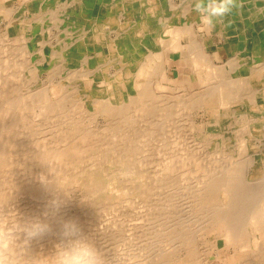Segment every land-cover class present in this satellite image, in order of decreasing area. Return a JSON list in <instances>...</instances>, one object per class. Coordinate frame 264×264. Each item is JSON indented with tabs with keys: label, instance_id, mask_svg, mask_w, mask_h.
Segmentation results:
<instances>
[{
	"label": "rangeland",
	"instance_id": "obj_1",
	"mask_svg": "<svg viewBox=\"0 0 264 264\" xmlns=\"http://www.w3.org/2000/svg\"><path fill=\"white\" fill-rule=\"evenodd\" d=\"M8 1L11 2V0ZM13 1L14 3L12 2L9 5L5 0H0V9H6L0 10V106L4 107L5 110L11 107V110H8L16 116L14 117L18 122L16 125L11 126L12 133L2 138L3 144L7 148L0 150L10 153L12 162L14 163L15 161L16 163L8 167V171L4 173V182H6L4 183L5 188L3 189L5 190L3 191L6 192V196L3 193L0 194V205H9L15 209L17 208L16 210L21 214L22 218L40 215L48 210L50 213L48 219L52 228L50 233L43 236L44 238L31 241L29 246L31 249L29 247L27 249L28 255L36 257L40 255L48 256L54 253L55 245L60 242V221L69 218L75 219L78 216L75 220L80 222L78 224L82 228L83 233L103 253L107 264H161V262L163 264H264V237H262L263 239L258 237L251 238L253 241L252 247H258L256 249L262 256L256 258V253H246L245 251L235 258L233 247L227 246L223 243V240L217 241L214 230L207 231L206 228L209 225V221L213 220L212 215H210L209 210L206 211V205L200 202L201 200L195 192V187L202 177H208L210 174H215L214 176L222 175L227 169L242 171L243 182L247 185L242 189V192L247 188L248 190L252 189V192H255L253 191L255 189L259 192H255L251 196V192L246 190L248 193L246 197L249 196L247 198L253 199V202L247 199L249 202L246 200L243 203L245 207L241 206L244 207L241 208L243 212L244 209L247 211L241 213V216L245 217L243 223L245 222L247 227L249 226L248 235L255 236L259 232H264L263 223L252 226L248 220V216L253 215V213L264 214V129L254 131L253 135L246 129L251 126L250 120L246 116L264 115V113L259 110H247L238 106L240 103L238 97L242 93L241 96L244 97L245 93L248 94L251 93L250 91L255 90L261 91L264 88V79L260 78L258 83L253 80L257 77L256 75L259 76V73H261L257 71L260 68L258 66L263 68L260 70L264 74V49L256 52L254 45L251 42L248 43V39L253 41L254 36L259 34V21L255 20L254 22L252 20L250 22L249 28H251L252 34L251 38L245 36L244 39H247L246 43L243 41L242 44L235 45V47L233 46L234 44L231 45L235 49L233 48L228 56L225 55L227 59L215 60L217 64H224L230 60L231 64H234V67L227 70V73L233 72V76H230L226 81L227 83L225 82L219 88L225 89V91L231 89L232 91L229 95H219L220 90L214 88L208 97L203 98L204 95H201L200 91L204 90L201 89L215 81V77H213L214 75L210 70L208 73L205 71L206 73L199 77L192 76V81L188 77L180 78L172 75V78L169 79L164 76L159 79V84H157L155 101L143 98L144 100L135 102V104L129 103V107H126L129 109L127 111L118 107L115 108L116 113L114 114L91 116L87 112V95L83 93H91V90L96 87L89 88L85 86L81 93L78 86L81 82L80 74L84 71H89V73L97 74L96 76L98 77L96 79L98 80L114 76V74L119 72L118 67L115 66L114 62H111V64L110 62L104 63L106 60L103 59L109 55L112 57L120 55L118 50L111 48L109 53L101 51L104 56L101 59L99 58L98 51L94 45V21L90 19L88 22H83V14L81 12L78 13L75 9L68 12L67 3L72 0ZM75 1L80 2V0ZM135 1L125 0L126 3ZM255 1L257 4V0ZM22 2L29 5L44 3V12L38 17L36 14H26L28 17L25 24H23L21 18L24 17L23 15L26 12H20L19 10L24 6ZM85 3L90 8H93L96 3L102 5L107 3L110 6L112 2L109 0L106 3L105 0H82L80 4L84 7L83 4ZM156 5V9H162L160 4ZM9 8L13 9V11L9 10ZM130 10L133 11L134 8ZM63 11H65L64 14H61ZM66 15L69 18H66ZM122 15L125 17L130 16L124 12H122ZM45 16H47L46 19ZM109 16L110 13L108 14ZM63 17H65V20ZM35 19L38 25L35 24ZM98 22L105 25L109 24V20L106 18L100 19ZM124 22L126 21L123 20ZM86 24L88 26L85 28L88 30L83 28ZM35 26L37 27L36 32L41 34L40 50L33 49V46L29 45L33 32L35 33L33 30ZM228 26H233V23L229 21ZM84 31L86 32L84 33ZM227 32H233V30H227ZM45 33L44 38L42 34ZM111 33L108 34L107 32V35H105L108 40L110 38L114 40L115 34L113 33L110 37ZM76 34L80 35V37ZM84 35L85 37H83ZM210 35L211 32L209 31L207 36ZM76 36L80 40L83 39V41L81 43H72L73 38ZM137 37L130 36L129 38L135 42V40L142 39L143 36L140 34ZM165 38L163 36V39ZM114 45L121 47L123 42L118 41ZM132 45L133 48L137 47L138 49L140 47L136 43H132ZM43 49H47L44 54L41 52ZM60 52L66 53L57 57ZM248 56L255 58V60L246 65L249 60ZM99 63L101 64L99 65ZM124 63L128 64L129 67L132 66L131 59H125ZM177 64L178 61L170 63L168 66L169 68L174 67V65L176 67ZM239 66L243 69H237ZM95 67L96 70L93 71ZM242 70L248 72L245 74V78L241 73ZM171 72L173 74V71ZM248 78L254 81L253 84H250L252 86L247 85L248 82H251ZM184 85H187V90L183 89ZM74 90L77 92L73 93ZM235 90L238 91V95L234 94V92L236 93ZM182 93H185V95ZM175 94L177 95L175 96ZM159 95L161 96L159 97ZM163 95H166V98L174 97L172 101L171 99L169 101ZM221 95H224L223 98L225 97L223 102L221 101ZM39 96L40 99L38 100ZM190 97L194 102H191ZM199 97L201 99L198 101ZM234 97H237V101ZM150 100L152 102H149ZM209 101H212L211 103L213 104L210 105ZM147 102L151 104L148 103L147 105ZM159 102H163L164 105ZM82 103L87 104V107L85 105L75 106ZM222 103H225L226 106H223ZM49 104L60 109L58 111L53 110L52 108L54 107L51 106L50 108ZM130 106L132 109H130ZM143 106L145 108L149 106V109H145ZM161 106L162 108L163 106H165L164 108L167 107L169 111L168 109L160 110ZM64 107H67V109H63ZM171 107L173 108L171 109ZM143 108L145 110L142 113L141 110ZM152 109L154 111L150 113ZM146 110L148 113L145 112ZM242 110L244 111L242 112ZM161 111L164 112L162 113ZM7 121L9 123L10 119H7ZM22 121L24 123L21 124ZM34 121L36 123L33 124L34 127H31L30 124ZM81 134L84 137L87 136V141L91 142L86 145L87 141L84 143L85 140L82 139L83 136ZM75 136H77L76 139H73ZM241 139H244L245 144L248 141L247 144L252 147L250 151L237 155V149L239 148L237 145ZM75 140L78 144H76ZM76 145L79 147H76ZM9 146H12V148H9ZM99 146L101 147L100 149L98 148ZM77 148L82 149L79 154L76 153ZM121 148L123 149L121 150ZM66 149L69 152H75V154L63 156V150ZM67 150L66 152H68ZM52 153H56L55 158ZM28 155L35 156L37 164H40L30 167L33 157L29 158L30 156ZM80 155L84 160L81 159ZM24 156H26V159ZM68 161L73 162L70 163ZM22 162L25 165H21L20 163ZM69 163L71 167L73 166L72 169ZM26 167L29 173L26 171ZM36 167L37 170L33 172ZM56 168H59V170H56ZM46 170L53 173L47 174L49 172ZM43 171L46 173L45 175ZM41 176L45 177V179L50 176L47 179L48 183L53 182L52 184L49 183L51 187L48 191L43 188L36 189L35 187V185L37 187L45 186V183L40 184V179L38 180ZM91 179L94 180L92 181ZM167 182L169 185H167ZM164 185L166 186L163 187ZM57 198L62 201V204L59 211L53 215L50 202ZM254 203H257V205H253ZM246 205L252 208L255 207L258 211L254 212L252 209V213L248 210L251 207ZM99 222L109 224L110 230L103 231V233L100 232L98 230ZM242 225L244 226V224ZM183 228L187 229L188 232ZM181 230L186 231L188 241L193 243L192 247L195 246L193 257L186 247L184 248L177 244L178 240L174 238L176 235H170L168 232L177 231L175 233L178 234V231ZM190 231L193 233H190ZM125 234H128L129 237ZM167 234L175 240L168 237ZM188 234L193 236H188ZM195 254L198 256L196 257ZM248 255H251V257Z\"/></svg>",
	"mask_w": 264,
	"mask_h": 264
},
{
	"label": "bare ground",
	"instance_id": "obj_2",
	"mask_svg": "<svg viewBox=\"0 0 264 264\" xmlns=\"http://www.w3.org/2000/svg\"><path fill=\"white\" fill-rule=\"evenodd\" d=\"M44 1H46V0H44ZM50 1V0H49ZM107 0H105V2H106ZM110 1V0H109ZM119 1V0H118ZM122 1V0H121ZM128 1V0H127ZM56 2V1H55ZM69 2V1H68ZM96 2V1H95ZM153 2V1H152ZM67 3V2H66ZM165 3V2H164ZM68 4V8H75V7H78V1H75V0H72V1H70V3H67ZM121 4V3H120ZM188 4V3H187ZM186 4V5H187ZM52 5V4H51ZM50 5V6H51ZM106 5H107V3H106ZM170 5V4H169ZM173 5V4H172ZM16 6V5H15ZM113 6V5H112ZM95 8V7H94ZM113 8H115L114 6H113ZM151 8V7H150ZM248 8V7H247ZM108 9H109V7H108ZM163 9V8H162ZM190 9H191V7L189 6L188 7V9H186V11L184 12L185 13V15H189L190 14ZM84 10V9H83ZM161 10V9H160ZM91 11V10H90ZM111 11V10H110ZM129 11H130V9H129ZM159 11V10H158ZM162 11V10H161ZM251 11V10H250ZM262 11V10H261ZM264 11V10H263ZM70 12V11H69ZM109 12V11H108ZM146 12V11H145ZM195 12V11H194ZM85 13V12H84ZM124 13H126V14H128V15H130L131 13H127L126 11L124 12ZM151 13V12H150ZM176 13V12H175ZM183 13V12H182ZM88 14V13H87ZM180 14V13H179ZM7 15H9V14H7ZM98 15V14H97ZM165 15H166V13H165ZM85 16V15H84ZM131 16V15H130ZM129 16V17H130ZM196 16V15H195ZM264 16V15H263ZM57 17H58V15H57ZM89 17V16H88ZM170 17V16H169ZM234 17V16H233ZM126 18H128V16L126 17ZM163 18V17H162ZM168 18V17H167ZM187 18V17H186ZM129 19V18H128ZM148 19L151 21V22H153L152 24H155V26L154 25H152V27H151V25L149 26L148 25ZM264 19V18H263ZM135 20H137V22H138V25H139V27L142 29L141 31L143 32V33H145V35H146V38H145V45L144 46H140L138 49H137V47L136 48H133V45H132V43H131V40L126 36L127 34L126 33H123L122 32V35L120 36V38L121 37H123V45L121 46V47H119V46H115L114 45V40H111V38H110V40H108L107 39V37L105 36V35H107V31H108V29L109 28H102V26H100V27H97V29H96V31H95V35H96V42H95V47H96V49H97V54H98V56H99V58L101 59L104 55L102 54V52L101 51H105V52H107V53H109V51H110V49L111 48H115L116 50H118V52H119V54L120 55H116L115 57H112V56H110L109 54V56L107 57V58H105L104 57V59L103 60H106L104 63H107V62H110V64H111V62H114L115 63V66L116 67H118V70H119V72H117L116 74H114V76H112V77H110V78H103V80H101V79H96V77H98V76H96L97 74H93V73H89V71H84L82 74H80L81 75V77H80V80H81V82H80V84L78 85L79 86V88H80V92L82 93L83 92V88L85 87V86H88L89 88H93V87H96L95 89H92L91 91V93H83V94H85V95H87V104H88V107L86 106L87 104H77V105H75V106H83V105H85L86 107H87V112H88V115H91V116H93V115H103V114H111V113H116V110H115V108H118V107H121V110L122 109H125V111H127V110H129L128 108H126V107H129V103H134L135 104V102H138V101H141V100H144L143 98H146V99H151V100H153V101H155V98H156V94H155V92H157V84H159V79L161 78V77H164V76H166V60H167V58L169 57V54H171V53H175V54H178V55H180V56H183V55H186L187 53L186 52H188V53H190L191 51L193 52V54L195 55V53L196 52H194V50H199L202 46H201V44H200V41H199V35L196 33V32H194L193 33V31H192V33H191V44H189L187 47H185V46H183L182 44H181V35L180 34H182V32L184 31V32H190V30L189 29H187L188 27H185L184 26V24H183V27H185V28H182V32L179 30V31H174L173 33H172V38H171V40H169V42L171 43V44H169V46H170V48H164V47H162V46H160L161 44L159 43V39H158V36H156V37H153V35L151 36V34H152V30L154 29V27H156V29H158V26L160 25V23H161V21H162V19H161V17L159 16H156V14H146V13H144L142 16H140L139 18L137 17V19H135ZM164 20H167V19H164ZM170 20V19H169ZM194 20V19H193ZM59 21H61V20H59ZM227 21V20H226ZM84 22V21H83ZM86 22V21H85ZM196 22V21H195ZM92 23V22H91ZM94 23V22H93ZM173 24V23H172ZM90 25V24H89ZM130 25V24H129ZM170 25V24H169ZM174 25V24H173ZM190 25V24H189ZM193 26H194V23L192 24ZM260 26H261V24H259ZM23 26V25H22ZM76 26V25H75ZM79 26V25H78ZM77 26V27H78ZM86 26H88V24H86ZM178 26V25H177ZM168 27V26H167ZM196 27V26H195ZM19 28V27H18ZM93 28H94V26H93ZM100 28H102V29H100ZM173 28V27H172ZM193 28V27H192ZM134 28H132L131 29V26L130 27H128V25H127V28L126 29H123V31H127V33H132V34H134L135 35V33H136V31L135 30H133ZM181 29V28H180ZM33 30L35 31V33L33 32V35H32V39H31V41H30V43H29V45L31 46H33V49H39V46H40V44H41V41H40V39H41V34L40 33H38V32H36V30H37V27L35 26V27H33ZM43 30V29H42ZM91 30V29H90ZM93 30V29H92ZM83 31V30H82ZM137 31H138V29H137ZM154 31V30H153ZM156 31V30H155ZM230 31V30H229ZM25 32V31H24ZM83 33V32H82ZM85 33V32H84ZM196 33V34H195ZM45 35H46V33L45 34H42V36L45 38ZM77 35V34H76ZM239 35V34H238ZM79 36V35H78ZM167 36V35H166ZM212 36V35H211ZM240 36V35H239ZM83 37H85V35L83 36ZM242 37V36H241ZM137 38H139V37H137ZM209 38V37H208ZM131 39H133V38H131ZM170 39V38H169ZM241 39V38H240ZM133 40H135V39H133ZM201 40V39H200ZM83 41V39L82 40H80L79 38H77V36L76 37H74L73 38V40H72V43H76V42H79V43H81ZM119 41H120V39H119ZM165 41V40H164ZM167 41V40H166ZM225 41V40H224ZM229 41V40H228ZM215 42V41H214ZM138 43V42H137ZM71 44V43H70ZM252 45H254V47H255V50H256V52H258V51H260L261 49H264V30H262V32H259V34L257 35V36H254V39H253V41H252V43H251ZM203 45V44H202ZM90 46V45H89ZM139 46V45H138ZM228 47V46H227ZM70 48V47H69ZM204 48V47H203ZM40 50V49H39ZM47 49H43L41 52L44 54L45 53V51H46ZM82 50V49H81ZM203 49H200V51H199V56H200V58L203 60V62L207 65V67H208V69L211 71V73L214 75L213 77H215V81L214 82H212L211 83V85H205L206 87H203V89H201V90H204V91H200V94L202 95H204L203 96V98H205V97H208L209 95H210V93L212 92V90L214 89V88H218V90H220V92H219V95L220 94H230V92L232 91L231 89H229L228 91H225V89H219L220 88V86L221 85H223V84H225V82L227 81V79L228 78H230V76L232 77L233 76V72L232 73H227V70L229 69V68H232V67H234V64L232 63L231 64V60L229 61V62H227V63H224V64H217V63H215V62H213V57H211L210 55H208V53L206 54L205 52H203L202 51ZM206 50V49H205ZM228 50V49H227ZM240 50V49H239ZM208 51V50H207ZM37 52V51H36ZM81 52V51H80ZM57 53V52H56ZM66 53V52H65ZM65 53H63V52H60L59 53V55L57 56V57H59V56H61V55H63V54H65ZM78 53V52H77ZM55 54V53H54ZM82 54V53H81ZM113 54V53H112ZM79 55V54H78ZM106 55V54H105ZM254 55V54H253ZM80 56V55H79ZM83 56H85V55H83ZM196 56V55H195ZM249 57V60H248V63L246 64V65H249V63L250 62H252L253 60H255V58H253V57H251V56H248ZM62 58V57H61ZM69 59V58H68ZM125 59H127V60H132V66H128V64H125L124 63V61H125ZM231 59V58H230ZM43 60V59H42ZM234 60V59H233ZM50 61V60H49ZM62 61V60H61ZM86 61V60H85ZM63 62V61H62ZM87 62V61H86ZM85 62V63H86ZM43 63V62H42ZM66 63V62H65ZM261 63V62H260ZM26 64V63H25ZM41 64V63H40ZM74 64V63H73ZM101 63H99V65H100ZM202 64V63H201ZM85 65V64H84ZM103 66H105L104 64H102ZM72 66V65H71ZM70 66V67H71ZM241 66H243V65H241ZM241 66H239L237 69H241L242 67ZM69 67V66H68ZM67 67V68H68ZM73 67V66H72ZM88 67V66H87ZM198 67V66H197ZM258 67H260L259 69H257V71H259V72H261V73H259V76L258 75H256L257 77V79L256 78H254L253 80H255V82H257L258 83V80L260 79V78H262V79H264V74L262 73V71L260 70V69H263V68H261V66H258ZM103 68H105V67H103ZM248 68V67H247ZM252 68V67H251ZM33 69V68H32ZM98 69V68H97ZM243 69V68H242ZM86 70V69H85ZM88 70V69H87ZM96 70V67H95V69H93V71H95ZM253 70V69H252ZM81 71H83V70H81ZM92 71V72H93ZM241 71V70H240ZM256 71V70H255ZM88 72V73H87ZM168 72V71H167ZM97 73H99V72H97ZM170 73V72H169ZM237 73V72H236ZM244 76V78L246 77L245 76V74L246 73H248V72H244V70H242V72H241ZM172 74V73H171ZM262 74V75H261ZM30 75V74H29ZM28 75V76H29ZM34 75H35V73H34ZM37 76V75H36ZM79 76V75H78ZM209 76H210V73H209ZM30 77V76H29ZM33 77V76H32ZM102 77V76H101ZM234 78V77H233ZM249 79V78H248ZM6 80V79H5ZM213 80V79H212ZM211 80V81H212ZM250 80V79H249ZM251 81V82H248L247 83V85H249V86H252V85H250L251 83L253 84V82L254 81ZM200 81V80H199ZM7 82V81H6ZM204 82V81H203ZM247 82V81H246ZM5 83V82H4ZM191 83V82H190ZM227 83V82H226ZM7 85V84H6ZM183 85V84H182ZM242 85V84H241ZM244 85V84H243ZM187 86V85H186ZM185 85H184V88L183 89H186L187 87H186ZM191 86V85H190ZM238 86H240V85H238ZM237 86V87H238ZM225 87V86H224ZM235 87V86H234ZM61 88H63V87H61ZM76 88V87H75ZM88 88V89H89ZM201 88V87H200ZM244 88V87H243ZM260 88V87H259ZM7 89V88H6ZM10 89V88H9ZM68 89V88H67ZM165 89V88H164ZM193 89V88H192ZM237 89V88H236ZM246 89V88H245ZM244 89V90H245ZM20 90V89H19ZM60 90V89H59ZM62 90V89H61ZM70 90V89H69ZM68 90V91H69ZM187 90V89H186ZM239 90V89H238ZM254 90V89H253ZM64 91V90H63ZM65 91H67V90H65ZM71 91V90H70ZM77 91H78V89H77ZM76 90H74V92L73 93H75V92H77ZM184 91V90H183ZM193 91H195V90H193ZM193 91H192V93H193ZM198 91V90H197ZM217 91V90H216ZM234 91V90H233ZM236 91V90H235ZM241 91V90H240ZM245 91H247V90H245ZM12 92V91H11ZM35 92V91H34ZM203 92V93H202ZM251 93H248V94H246L245 93V95H244V97H242L241 95L243 94H241L239 97H238V100H239V104H238V106L240 107V108H245V109H247V110H249V109H251V110H259V111H261V112H263L264 113V88L260 91H258V90H255V91H250ZM218 93V92H217ZM238 93V91H236V93L234 92V94H236V95H238L237 94ZM38 94V93H37ZM46 94V93H45ZM44 94V95H45ZM77 94V93H76ZM165 94V93H164ZM167 94V93H166ZM169 94V93H168ZM181 94V93H180ZM183 94V93H182ZM67 95V94H66ZM78 95V94H77ZM177 94H175V96H176ZM183 95H185V93L183 94ZM46 96V95H45ZM44 96V97H45ZM47 96H48V94H47ZM161 95H159V97H160ZM164 96V95H163ZM166 96V95H165ZM164 96V97H165ZM169 96V95H168ZM197 96V95H196ZM215 96V95H214ZM223 96L224 95H221V101L223 102V101H225V97L223 98ZM234 96V95H233ZM34 97H35V95H34ZM37 97V96H36ZM63 97V96H62ZM78 97V96H77ZM173 97L174 96H170V97H168V98H166V99H169V101H170V99H171V101H172V99H173ZM183 97V96H182ZM202 97V96H201ZM201 97H199V99H198V101L201 99ZM32 98H33V95H32ZM79 98V97H78ZM164 98V99H165ZM191 98V97H190ZM233 98V97H232ZM235 98V97H234ZM8 99V98H7ZM40 99V96H39V98H38V100ZM45 99H47V98H45ZM44 99V100H45ZM61 99V98H60ZM84 99V98H83ZM158 99V98H157ZM164 99H163V101H164ZM165 99V100H166ZM188 99H189V97H188ZM236 99V101H237V97L235 98ZM35 100V99H34ZM38 100H36V101H38ZM63 100V99H62ZM61 100V101H62ZM78 100V99H77ZM149 101V102H152V101ZM210 100H212V99H210ZM231 100V99H230ZM7 101V100H6ZM8 101H9V99H8ZM13 101V100H12ZM84 101V100H83ZM94 101V103L92 104V102ZM189 101V100H188ZM197 101V102H198ZM206 101V100H205ZM235 101V100H234ZM9 102H11V101H9ZM39 102V101H38ZM149 102H147V105H148V103ZM165 102V101H164ZM191 102H194V101H192V98H191ZM210 102V105L211 104H213V103H211L212 101H209ZM59 103V102H58ZM154 103V102H153ZM160 103V102H159ZM163 102H161L160 104H162ZM206 103V102H205ZM220 103V102H219ZM218 103V104H219ZM231 103V102H230ZM236 103V102H235ZM144 104V103H143ZM145 104H146V102H145ZM149 104H151V103H149ZM158 104V103H157ZM159 104V105H160ZM209 104V103H208ZM237 104V103H236ZM10 105V104H9ZM50 105V104H49ZM48 105V106H49ZM60 105V104H59ZM153 105V104H152ZM154 105H156V104H154ZM163 105H164V103H163ZM185 105V104H184ZM217 105V104H216ZM222 105L223 106H226L225 105V103H222ZM234 105V104H233ZM51 106H53L54 107V105H50L49 107L51 108ZM66 106V105H65ZM146 106V105H145ZM150 106V105H149ZM148 106V107H149ZM158 106V105H157ZM169 106H170V104H169ZM171 106H173L172 104H171ZM179 106V105H178ZM195 106V105H194ZM222 106V107H223ZM44 107H45V105H44ZM125 107V108H124ZM138 107V106H137ZM136 107V108H137ZM144 107V106H143ZM148 107H146V108H148ZM151 107V106H150ZM165 106H163V108H162V106L160 107V110L161 109H170V107H168V105H167V107L166 108H164ZM207 107V106H206ZM216 107V106H215ZM221 107V106H220ZM219 107V108H220ZM230 107V106H229ZM11 108V107H10ZM9 107H8V109H10ZM23 108V107H22ZM40 108V107H39ZM67 109V107H64L63 109ZM70 108V107H69ZM145 108V107H144ZM142 109L141 111H142V113L144 112L143 110H145V109ZM173 107H171V109H172ZM211 108V107H210ZM8 109H6L5 110V108L4 107H2V106H0V149H2V148H5L6 147V145H4L3 144V140H2V138L3 137H5V136H7L8 134H11L12 133V128H11V126L12 125H16V123L18 122V121H16L15 120V115L14 114H12V112L10 111V110H8ZM14 109V108H13ZM16 109V108H15ZM20 109V108H19ZM53 110H56V111H58L60 108L59 107H54V108H52ZM62 109V108H61ZM62 109V110H63ZM65 109V110H66ZM130 109H132L131 108V106H130ZM133 109H135V108H133ZM149 109V108H148ZM155 109H156V107H155ZM159 109V108H158ZM169 109H168V111H169ZM212 109V108H211ZM225 109V108H224ZM81 110H82V108H81ZM115 110V111H114ZM218 110V109H217ZM233 110V109H232ZM18 111V110H17ZM50 111V110H49ZM152 111H154L153 109L151 110V112L150 113H152ZM165 111V110H164ZM164 111H161L162 113L164 112ZM214 111V110H213ZM216 111V110H215ZM219 111V110H218ZM234 111V110H233ZM244 110H242V112H243ZM77 112V111H76ZM82 112V111H81ZM84 112V111H83ZM119 112V111H118ZM140 112V111H139ZM145 112H147L148 113V111L146 110ZM220 112V111H219ZM230 112V111H229ZM44 113V112H43ZM78 113V112H77ZM123 113V112H122ZM126 113H128V112H126ZM146 113V114H147ZM154 113H156V112H154ZM161 113V114H162ZM167 113V112H166ZM223 113V112H222ZM84 114V113H83ZM141 114V113H140ZM145 114V115H146ZM250 114H252V113H250ZM26 115V114H25ZM130 115V114H129ZM15 116V117H14ZM43 116V115H42ZM90 116V117H91ZM113 116V115H112ZM122 116H124V115H122ZM147 116V115H146ZM246 116V115H245ZM150 117H151V115H150ZM166 117V116H165ZM246 117H248V119L250 120L249 121V123L251 124V126L249 127V128H246L248 131H250V134H254L255 132L254 131H260V130H263L264 129V115H262V114H259V115H253V116H246ZM119 118H121V117H119ZM257 120H256V119ZM7 119H10V121H9V123H8V121H7ZM73 119V118H72ZM71 119V120H72ZM90 119H92V118H90ZM94 119V118H93ZM219 119V118H218ZM69 120V119H68ZM63 121V120H62ZM78 121V120H77ZM218 121V120H217ZM12 122V123H11ZM31 122V121H30ZM67 122V121H66ZM22 123H24L23 121L21 122V124ZM34 123H36L35 121L34 122H32L31 124H30V126L31 127H34ZM79 123V122H78ZM262 123V124H261ZM20 124V123H19ZM28 124V123H27ZM26 124V125H27ZM38 124V123H37ZM61 124H63V123H61ZM83 124V123H82ZM18 125V124H17ZM263 125V126H262ZM19 126V125H18ZM56 126V125H55ZM36 127V126H35ZM36 128H38V127H36ZM58 128V127H57ZM65 128V127H64ZM93 128H95V127H93ZM92 128V129H93ZM115 128V127H114ZM19 129V128H18ZM57 131V130H56ZM94 131V130H93ZM112 131V130H111ZM71 132V131H70ZM95 132V131H94ZM97 132V131H96ZM17 133V132H16ZM55 133V132H54ZM61 133V132H60ZM64 133V132H63ZM101 133V132H100ZM127 133V132H126ZM14 134V133H13ZM99 134V133H98ZM82 136H83V134H81ZM81 135H78V136H81ZM90 135V134H89ZM108 135V134H107ZM106 135V136H107ZM81 136V137H82ZM102 136H104V135H102ZM116 136V135H115ZM118 136V135H117ZM120 136V135H119ZM76 137L77 136H75V138H73V139H76ZM91 137V136H90ZM100 137V136H99ZM93 138V137H92ZM112 138V137H111ZM118 138V137H117ZM82 139L83 140H85L84 141V143L88 140V138H87V136L86 137H82ZM97 139H99V138H97ZM245 139V138H244ZM244 139H241L240 141H238V149H237V155L239 154V155H241V154H243V153H245V152H248V151H250L251 150V145H249V144H247L248 143V141H247V143L245 144V141H244ZM249 139V138H248ZM2 140V141H1ZM91 140V139H90ZM96 140V139H95ZM103 140V139H102ZM114 140H116V139H114ZM124 140V139H123ZM74 141V140H73ZM93 141V140H92ZM108 141V140H107ZM117 141V140H116ZM75 142H76V140H75ZM91 141H87L86 142V145H87V143H90ZM120 142V141H119ZM99 143V142H98ZM113 143V142H112ZM7 144V143H6ZM60 144V143H59ZM76 144H78L77 142H76ZM82 144V143H81ZM96 144H97V141H96ZM120 145V144H119ZM78 145H76V147H77ZM102 146H103V143H102ZM121 146V145H120ZM75 147V148H76ZM79 147V146H78ZM89 147V146H88ZM91 147V146H90ZM93 147V146H92ZM7 148V147H6ZM5 148V149H6ZM9 148H12V146H9ZM84 148H86V147H84ZM99 149L101 148L100 146L98 147ZM69 149V148H68ZM78 150L76 151V153H80V150H82V149H80V148H77ZM113 149V148H112ZM123 148H121V150H122ZM67 150V149H66ZM66 150H63V156H66V155H70V154H75V152H69V150H67L68 152H66ZM126 150V149H125ZM5 151H7V150H5ZM110 151V150H109ZM165 151V150H164ZM41 152H43V151H41ZM59 152V151H58ZM66 152V153H65ZM99 152V151H98ZM121 152V151H120ZM123 152V151H122ZM114 153V152H113ZM112 153V154H113ZM117 153V152H116ZM129 153V152H128ZM264 153V152H263ZM14 154V153H13ZM91 154V153H90ZM257 154H261V153H257ZM52 155H53V157L55 158L56 157V153L54 154V153H52ZM52 155H51V157H52ZM93 155V154H92ZM28 156H30V155H28ZM33 158V160H32V163H31V165H30V167L31 166H34V165H38V164H40V163H38L37 164V162H36V157L35 156H33V155H31ZM31 156L29 157V158H31ZM75 156V155H74ZM81 156V155H80ZM79 156V157H80ZM105 156V155H104ZM135 156V155H134ZM14 157V156H13ZM42 157V156H41ZM78 157V158H79ZM88 157V156H87ZM86 157V158H87ZM97 157V156H96ZM101 157V156H100ZM111 157V156H110ZM112 157H113V155H112ZM24 158L26 159V156H24ZM75 158V157H74ZM117 158H118V156H117ZM57 159V158H56ZM81 159H82V156H81ZM120 159V158H119ZM62 160V159H61ZM82 160H84V159H82ZM25 161V160H24ZM129 161V160H128ZM68 162H70V161H68ZM73 161H71L70 163H72ZM95 162H97V161H95ZM15 161H14V163L12 162V160H11V156H10V153H6V152H2L1 150H0V194L1 193H3L4 194V196H6V192H4L3 190H5V189H3V188H5L4 187V183L6 182H4V173H6V171H8V167H11L13 164L15 165ZM70 163H69V165H70ZM117 163V162H116ZM21 165L22 164H24L23 162L22 163H20ZM26 164H27V162H26ZM41 164H42V162H41ZM46 164V163H45ZM62 164H63V161H62ZM94 164V163H93ZM96 164V163H95ZM129 164H130V162H129ZM175 164V163H174ZM25 165V164H24ZM53 165H54V163H53ZM68 165V166H69ZM76 165V164H75ZM47 166V165H46ZM55 166V165H54ZM53 166V167H54ZM97 166V165H96ZM127 166V165H126ZM162 166V165H161ZM45 167V166H44ZM70 167H71V165H70ZM73 167V166H72ZM72 167H71V169H72ZM88 167V166H87ZM24 168V167H23ZM35 168V167H34ZM49 168V167H48ZM60 168V167H59ZM59 168H56V170L58 169L59 170ZM62 168V167H61ZM77 168V167H76ZM121 168V167H120ZM19 169V168H18ZM32 169H33V167H32ZM44 169V168H43ZM54 169V168H53ZM52 169V170H53ZM70 169V170H71ZM73 169H75V168H73ZM96 169V168H95ZM132 169V168H131ZM13 170H15V169H13ZM37 170V167H36V169L33 171V172H35ZM68 170V169H67ZM70 170H69V172H70ZM256 170V169H255ZM21 171V170H20ZM26 171H27V167H26ZM30 171V170H29ZM46 171H48V170H46ZM62 171V170H61ZM89 171V170H88ZM19 172V171H18ZM28 172V171H27ZM26 172V173H27ZM32 172V171H31ZM32 172V173H33ZM44 172V171H43ZM49 172V171H48ZM51 172V171H50ZM50 172L49 173H47V174H50ZM56 172V171H55ZM78 172V171H77ZM155 172H156V170H155ZM242 172V171H241ZM240 171H236L235 169H227V170H225V172L222 174V175H216V176H214V175H211L210 174V176H208V177H200L201 179L199 180V182L197 183V185H196V187H195V192L197 193V196H199V198H200V202L202 203V204H204V205H206V211H208L209 210V212L211 213L210 215H212L211 217H212V219L213 220H210L209 221V225L207 226V231L208 230H214L215 231V235H216V237H215V239L217 240V241H220V240H223V243H225L227 246H231V247H233V249L235 250V258L238 256H240L242 253H244L245 251H246V253L247 252H249V253H256V258H258V257H260V256H262L259 252H258V247H256V248H254V247H252V244H253V241L251 240V238H253V237H258L259 239L260 238H262V237H264V232H259V233H257V235H255V236H251V234H247V231H248V228H249V226L247 227V225L245 224V222L243 223V220H245V217L243 218L241 215V213L243 212V210L241 209V208H244L245 206H244V202L248 199V200H251L250 198H247V197H249V196H247L246 197V195L248 194L247 193V191L246 190H248V188L246 189V190H244L243 192H242V189L245 187V186H247L244 182H243V180H244V178H243V176H242V174L243 173H241ZM29 173V172H28ZM37 173V172H36ZM51 173H53V172H51ZM58 173V172H57ZM64 173V172H63ZM124 173V172H123ZM38 174V173H37ZM46 173L44 172V175H45ZM129 174V173H128ZM28 175V174H27ZM69 175H70V173H69ZM81 175V174H80ZM166 175V174H165ZM53 176V175H52ZM161 176V175H160ZM203 176H205V175H203ZM27 177V176H26ZM34 177L36 178V176L34 175ZM33 177V178H34ZM9 178V177H8ZM49 178H50V176H49ZM48 178V176H47V178H46V180L47 179H49ZM67 178V177H66ZM152 178V177H151ZM171 178V177H170ZM6 179H7V177H6ZM10 179V178H9ZM37 179V178H36ZM40 178H38V180H39ZM95 179V178H94ZM93 179V180H94ZM35 180V179H34ZM37 180V181H38ZM61 180V179H60ZM92 180V179H91ZM92 180V181H93ZM171 180H172V178H171ZM40 181V184H43L42 182H41V180H39ZM48 181V180H47ZM49 181H51V180H49ZM57 181V180H56ZM86 181V180H85ZM96 181H97V179H96ZM166 181V180H165ZM170 181V180H169ZM8 182V181H7ZM64 182H65V180H64ZM84 182V181H83ZM50 183V182H49ZM47 183V184H45V186H36L35 185V187H36V189H39V188H43L44 190H47L48 191V189L51 187V185L50 184H52V183ZM99 184H101V183H99ZM6 185V184H5ZM90 185V184H89ZM94 185V184H93ZM167 185H169L168 184V182H167ZM55 186V185H54ZM157 186V185H156ZM155 186V187H156ZM166 185H164L163 187H165ZM56 187V186H55ZM162 187V188H163ZM169 187V186H168ZM167 187V188H168ZM173 187V186H172ZM178 187V186H177ZM33 188V187H32ZM84 188V187H83ZM161 188V189H162ZM175 188V187H174ZM255 188V187H254ZM71 189V188H70ZM95 189V188H94ZM115 189V188H114ZM170 189V188H169ZM178 189V188H177ZM249 189H251L250 187H249ZM91 190V189H90ZM89 190V191H90ZM165 190V189H164ZM164 190H163V192H164ZM171 190H173V189H171ZM7 191V190H6ZM87 191H88V189H87ZM248 191H250L249 193L251 194V196L255 193V192H258L256 189L255 190H253V191H255V192H252V189L251 190H248ZM45 192V191H44ZM106 192V191H105ZM167 192V191H166ZM64 193V192H63ZM104 193V192H103ZM259 193V192H258ZM257 193V194H258ZM39 194V193H38ZM43 194V193H42ZM141 194V193H140ZM9 195V194H8ZM7 195V196H8ZM85 195V194H84ZM107 195V194H106ZM162 196V195H161ZM256 196V195H255ZM264 196V195H263ZM2 197V196H1ZM254 197V196H253ZM100 198V197H99ZM98 198V199H99ZM246 198V199H245ZM255 198V197H254ZM2 199V198H1ZM197 199V198H196ZM262 199V198H261ZM6 200V199H5ZM10 200H12V199H10ZM95 200V199H94ZM101 200V199H100ZM165 200V199H164ZM247 200V201H248ZM253 200V199H252ZM251 200V202H253ZM90 201V200H89ZM97 201V200H96ZM175 201V200H174ZM257 201V200H256ZM46 202V201H45ZM249 202V201H248ZM261 202H263V200H261ZM26 203V202H25ZM98 203H100V202H98ZM14 205H16V204H14ZM75 205V204H74ZM88 205H89V203H88ZM91 205V204H90ZM249 205H251V203H249ZM249 205H246V206H249ZM253 205H257V203H254ZM252 205V206H253ZM260 205V204H259ZM20 206V205H19ZM64 206V205H63ZM202 206V205H201ZM241 206H244V207H241ZM30 207V206H29ZM168 207V206H167ZM177 207V206H176ZM249 207H251V206H249ZM31 208V207H30ZM101 208V207H100ZM174 208V207H173ZM205 208V207H204ZM247 208V207H246ZM17 209V208H16ZM254 210V212L256 211H258L257 209H255V207H251V208H248V210H250V212H252L253 213V211H251V210ZM21 210V209H20ZM24 210V209H23ZM81 210V209H80ZM160 210V209H159ZM163 210V209H162ZM260 210V209H259ZM66 211V210H65ZM95 211V210H94ZM170 211V210H169ZM174 211V210H173ZM261 211V210H260ZM67 212H69L68 210H67ZM244 212H247L245 209H244ZM243 212V213H244ZM249 212V211H248ZM78 213V212H77ZM81 213V212H80ZM173 213V212H172ZM83 214V213H82ZM261 214V213H260ZM258 214V213H253V215H251V216H248L249 218H248V220L250 221V223L252 224V226L253 225H257V224H260V223H263L264 224V214ZM80 215V214H79ZM247 215V214H246ZM84 217V216H83ZM120 217V216H119ZM184 217V216H183ZM211 217H210V219H211ZM76 218H78V216L77 217H75V219ZM87 218V217H86ZM102 218H103V216H102ZM165 218V217H164ZM181 218V217H180ZM185 218V217H184ZM247 219V218H246ZM79 220V219H78ZM107 220V219H106ZM161 220V219H160ZM176 220V219H175ZM197 220V219H196ZM202 220V219H201ZM77 221V220H76ZM100 221V220H99ZM104 221V220H103ZM166 221V220H165ZM181 221V220H180ZM160 222V221H159ZM174 222H176V221H174ZM197 222H199V221H197ZM78 223H80V222H78ZM100 223V222H99ZM167 223V222H166ZM60 224V223H59ZM84 224V223H83ZM82 224V225H83ZM107 224V223H106ZM103 224V222H101L99 225H98V230L100 231V232H102L103 233V231H107V230H110V226H109V224ZM170 224V223H169ZM178 224V223H177ZM198 224V223H197ZM201 224V223H200ZM242 224H244V226L242 225ZM53 225V224H52ZM202 225V224H201ZM261 225V224H260ZM84 226V225H83ZM200 226V225H199ZM198 226V227H199ZM170 227V229H171V225L169 226ZM182 227H184V226H182ZM112 228V227H111ZM132 228V227H131ZM133 228H134V226H133ZM136 228V227H135ZM179 228H181V227H179ZM185 228V227H184ZM183 228V229H184ZM187 228H188V226H187ZM165 229V228H164ZM169 229V228H168ZM182 229V228H181ZM203 229V228H202ZM97 230V231H98ZM174 230V229H173ZM184 230H187V229H184ZM184 230H181V231H178V234H176L177 233V231H172L171 233H170V231H168L169 232V234L170 235H176V237L174 236V238L175 239H177L178 240V245L179 246H183L184 248L186 247L188 250V252L192 255V257L194 256V250H195V246L194 247H192L193 246V243L192 242H190V241H188V239H187V237H186V231L184 232ZM194 230H196V229H194ZM96 231V230H95ZM118 231V230H117ZM124 231H126V230H124ZM131 231H132V229H131ZM128 232V231H127ZM161 232V231H160ZM187 232H188V230H187ZM192 231H190V233H191ZM195 232V231H194ZM109 233H111V232H109ZM167 233V232H166ZM193 233V232H192ZM125 235H128V234H125ZM190 235H192V234H188V236H190ZM210 235V234H209ZM165 236V235H164ZM167 236H168V234H167ZM166 236V237H167ZM193 236V235H192ZM191 236V237H192ZM114 237V236H113ZM127 237V236H126ZM128 237H129V235H128ZM157 237V236H156ZM160 237H162V236H160ZM168 237H170V236H168ZM167 237V238H168ZM44 238V237H43ZM166 238V239H167ZM170 238H172V237H170ZM198 238V237H197ZM41 239V238H40ZM39 239V240H40ZM128 239V238H127ZM166 239H165V241H166ZM173 239V238H172ZM175 239H173V240H175ZM193 239V238H192ZM263 239V238H262ZM48 240V239H47ZM169 240V239H168ZM171 240V239H170ZM189 240H190V237H189ZM256 240V239H255ZM50 242V241H49ZM168 242V241H167ZM170 242V241H169ZM175 242V241H174ZM177 242V241H176ZM255 242V241H254ZM195 243V242H194ZM172 244H173V242H172ZM176 244V243H175ZM211 244V243H210ZM31 245V244H30ZM163 245V244H162ZM168 245V244H167ZM195 245V244H194ZM164 246V245H163ZM261 246V245H260ZM238 247V248H237ZM30 249H31V247H29ZM194 248V249H193ZM261 249H262V246H261ZM174 250V249H173ZM186 251V250H185ZM264 251V250H263ZM262 251V252H263ZM261 252V251H260ZM230 253V252H229ZM248 253V254H249ZM195 256L197 257L198 255H196L195 254ZM249 256V255H248ZM160 257V256H159ZM249 257H251V255L249 256ZM254 257V256H253ZM194 260V259H193ZM196 260V259H195ZM164 261V260H163ZM200 261V260H199ZM237 261V260H236ZM201 263V262H200ZM161 264H163V262H161Z\"/></svg>",
	"mask_w": 264,
	"mask_h": 264
},
{
	"label": "crops",
	"instance_id": "obj_3",
	"mask_svg": "<svg viewBox=\"0 0 264 264\" xmlns=\"http://www.w3.org/2000/svg\"><path fill=\"white\" fill-rule=\"evenodd\" d=\"M5 1H6V3H9V5L12 2L14 3L13 0H11V2H9L8 0H5ZM114 1L110 0V2H112L110 4V6H108V4L102 5V4L96 3V6H94L95 8L94 7L90 8L86 3L83 4L84 7H82L80 4L82 2V0H80L78 7L67 8V10L69 12V11L75 9L78 13L81 12L83 14L82 19L84 20V22L85 21L88 22V20L92 19L94 21L93 24H94L95 31H96L97 27H100V26H102V28H104V27L105 28H111L109 31H107L108 34L111 33L112 30H114L110 34V37L112 36L113 33L115 34V37H114L115 43H118L119 39H120V42H123V37L120 38V36L122 35V32L126 33L127 34L126 36L128 38L130 36L137 37V35L142 34V36H143L142 39L135 40V42L131 41V43L132 42L134 44L136 43V45H139V46L145 45L146 35H145V33H143L141 31L142 29L139 27V25L137 24V20H135V19H137V17L139 18L144 13L156 14V16L161 17L162 21H161L160 25L158 26V29H156V27H154V29H153L154 31L152 30L151 36L152 35H153V37L158 36L159 43L161 44L160 46L167 48V49L170 48L169 44H171L170 43L171 41L169 42V40H171V38H172V33L174 31H179V30L181 31L182 28L188 27L187 29L190 30L189 33L181 31L182 32V34H180L181 35V44L185 47H187L189 44H191V39H190L191 33L194 30L193 32H196L199 35V41H200V44L202 46L200 49H203L202 50L203 52H205V53L207 52L208 55L213 57V62H215V60L217 61L219 59H221V60L227 59V57L225 55L228 56L229 53L232 51V49L235 47V45L236 46L240 45L243 43V41L245 43L247 42V39H244L245 36H248V38L249 37L251 38L252 31H251V28H249V24H250V22H252V20L254 22H255V20L259 21V24H261V26H259V32H262V30H264V19H263L264 18V16H263L264 15V11H263L264 4H260L262 2L264 3V0H257V2H258L257 4L255 3L256 2L255 0H242V3H243L242 8H240L239 10H234L231 14L224 17L222 20H219V19L215 20L213 22V24H211V25L204 24L201 20L200 15L195 11L196 0H136L135 2H131V3L130 2L126 3L125 0H122V1L121 0H119V1L114 0ZM43 4L44 3H37V4L29 5V4H23V2H22V5H24V6H23V8H20L19 10H20V12H26L23 15L24 17L21 18V21L23 22V24H25L26 19L28 17L26 14H36L38 17V15H40L42 12H44L43 11ZM156 4H160L162 6V8H163V9H161L162 11L155 8V6H157ZM112 5L115 8H113ZM189 6L191 7V9H190L191 12L187 16V15H185L184 12L186 11V9H188ZM108 7H109V9H108ZM133 8H134L133 11L132 10L129 11V9H133ZM0 10L3 11L6 9H0ZM9 10L13 11V9H10V8H9ZM67 10H65V11H67ZM65 11H63L61 14H64ZM125 11L127 13H131L130 14L131 17L128 16L129 19L122 15V12H125ZM109 13H110V16L108 17ZM165 13H166V15H165ZM68 15H66V18H69ZM46 17L47 16H45V19H46ZM103 17L106 18L107 20H109L108 25H105L101 22H98V20L104 19ZM36 19H35V24H37ZM63 19L65 20V17H63ZM164 19H167V20H164ZM123 20H125L126 22L123 23ZM229 21H231L233 23V26H231V27L228 26ZM147 22H148L149 26L150 25H151V27H152V25L155 26V24H152L153 22H151L149 19ZM193 23H194V26L192 25ZM164 24H165V26H164ZM183 24H184V26L185 25L186 26L183 27ZM44 25H45V22H44ZM127 25H128V27L131 26V29L134 28L133 30L136 31L135 35L132 33H127V31H123V29L127 28ZM45 27H47V26H45ZM85 27H87V26H83V28H85ZM255 27H257V26H255ZM102 28H100V29H102ZM86 29L87 28H85V30ZM137 29H138V31H137ZM227 30H233V32H227ZM209 31L211 32L212 36L211 35L207 36ZM84 32H86V31H84ZM166 35H168V36H166ZM163 36L166 38L163 39ZM78 37H80V35ZM94 37H95V41H94V45H95L96 35ZM250 42L252 43V40L250 41L248 39V43H250ZM231 45H233L234 47H231ZM200 49L194 50V52H196L195 53L196 56L193 54L192 51L190 53L186 52L187 54L183 55V56H180V55L175 54V53L169 54V57L166 60L167 61L166 62V76L169 79L172 78V75H175V76L180 77V78L188 77L190 79V81H192V76L199 77L203 73H206V72L208 73L209 69H208L207 65L203 62V60L200 58V56L198 54ZM177 61H178V64L176 67H175V65H176L175 64L174 67L169 68L168 65H170V63H174ZM171 71H173V74H171L172 73ZM176 72H177V74H176Z\"/></svg>",
	"mask_w": 264,
	"mask_h": 264
},
{
	"label": "clouds",
	"instance_id": "obj_4",
	"mask_svg": "<svg viewBox=\"0 0 264 264\" xmlns=\"http://www.w3.org/2000/svg\"><path fill=\"white\" fill-rule=\"evenodd\" d=\"M243 7L242 0H196L195 11L206 25L222 20L234 10ZM42 183L47 184L41 176ZM52 214L59 211L62 201L50 202ZM48 210L40 215L22 218L12 206L0 205V264H107L103 253L83 233L75 219L60 221V242L51 255L30 256L31 241L51 232ZM43 217V218H41Z\"/></svg>",
	"mask_w": 264,
	"mask_h": 264
}]
</instances>
